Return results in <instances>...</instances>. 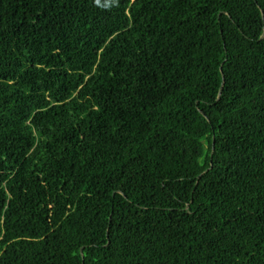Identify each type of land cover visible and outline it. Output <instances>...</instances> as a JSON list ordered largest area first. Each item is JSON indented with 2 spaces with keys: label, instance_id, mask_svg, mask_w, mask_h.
Listing matches in <instances>:
<instances>
[{
  "label": "trees",
  "instance_id": "16d2710c",
  "mask_svg": "<svg viewBox=\"0 0 264 264\" xmlns=\"http://www.w3.org/2000/svg\"><path fill=\"white\" fill-rule=\"evenodd\" d=\"M0 264H264V0H0Z\"/></svg>",
  "mask_w": 264,
  "mask_h": 264
}]
</instances>
